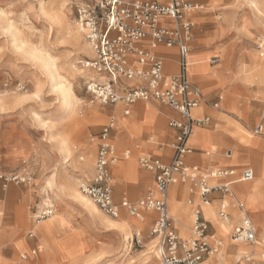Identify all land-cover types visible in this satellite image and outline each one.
Wrapping results in <instances>:
<instances>
[{"label": "rangeland", "instance_id": "rangeland-1", "mask_svg": "<svg viewBox=\"0 0 264 264\" xmlns=\"http://www.w3.org/2000/svg\"><path fill=\"white\" fill-rule=\"evenodd\" d=\"M89 1L0 0V138L3 137L8 141L11 147L9 150L20 151L19 155L3 160V163L8 165L0 168V172L6 176L15 173L23 176L28 174L32 178L30 183L12 181L7 187L3 186L4 180L1 179L2 188H7L6 193L11 203L9 209L0 205V220L2 217L4 220L12 219L14 205L21 200H26L27 216L22 210L18 221L23 226L30 220L32 225L24 231L17 230L16 234L12 235L9 230L6 231L7 223L4 222L0 229V248L2 249L0 264H17L20 260L19 254L29 252L30 247L34 245H38V255L33 256L34 258L32 257L28 264H71L77 259H81L85 264H107L110 260H113L115 264H144L143 257L149 246L157 244V248L160 247L159 239L152 234L154 223L150 222L140 228L135 227L129 248L122 249L123 232L120 225L130 218H142L132 217L124 210L120 218H114L102 211L106 217L120 223L111 226L104 221L92 219L73 196L75 185L81 191V184L90 182L94 178V175L87 177L81 167L84 164L94 166L96 147L91 155L87 156L83 151L84 145L87 140H94L97 144L101 126L110 121L103 109L99 107L98 101L92 102L94 98L87 90L90 76L95 75L86 67V63L94 57L93 48L90 45V50L82 51L65 30L64 18L69 20L75 29L76 7ZM196 2L197 7L189 14L192 15L194 22L191 51L193 48L196 49L199 43L211 44L216 41V52L210 55V58L218 55L217 52L220 49L219 56L222 58V63L211 69L213 76L217 78L219 77L217 70L232 62L234 40L243 41L241 46L250 43L254 48H258V44L264 41V0H196ZM249 31L255 34L251 36V41L248 38ZM78 33L82 41L88 44L85 35L79 31ZM213 34L214 39H212ZM34 49H39L45 58L55 63L57 75L71 82L74 95L80 99L71 109L67 110L62 106L60 85L54 77L48 76L43 60L32 53ZM210 58L196 59L191 55V61L196 64L192 65L190 70L195 73L201 63L205 62L208 65ZM255 62L256 65L261 66L259 74L264 72V60L259 52L255 53ZM241 77L244 82H252L249 76ZM258 80L263 87L264 83L261 82L260 75ZM242 131L244 135L250 137L248 139L250 141L252 134L244 129ZM63 141H66L67 148L70 149V156L67 159L63 158L61 146ZM115 142L117 144V141ZM41 151H45V158L42 157ZM80 156L84 157L83 161L80 160ZM237 156L234 150L235 159ZM136 157L134 153L131 159ZM76 161L83 164L79 165ZM120 164L121 162L118 161L114 166ZM114 173H117L116 169ZM115 174L113 177L117 201L121 200L125 193L133 200L142 197V195H133L129 188H122L116 184ZM256 178L257 170L252 181L240 183L234 187L235 197L244 204V210L251 218L252 212H257L259 205L264 210V198L262 200L255 198L249 204L243 199L244 191L241 188L244 184L255 183ZM178 185L179 183H177L176 194H178ZM175 193L169 196L170 215L174 217L173 220L179 219V212L182 211L179 207L185 205L191 209L192 219L189 222V217L182 224L183 226H180V235L184 239H190L196 216L195 207H190L191 196L188 190L184 202L180 205ZM46 199L56 206V214L43 222L36 223L33 213L38 206L44 204L43 201ZM198 200V198L195 199L196 205L199 203ZM219 204L220 202H217V205L212 204L217 215L216 219H212L207 214L204 204L202 208L204 215L213 225H210L209 231L211 232V227H214L218 236L220 235L224 244L227 245L229 233L228 238L225 239L218 227L223 223L218 215ZM177 205L178 209L174 213L171 208ZM151 214L153 213H145L143 217ZM236 221L227 225L230 231ZM252 221L259 234H263L264 227L257 224L253 218ZM57 223L67 224L69 230L71 232L73 230L72 240L66 234L62 235L61 231H56L49 241L44 232L35 231L49 224L55 227ZM30 231L37 235L36 239H29ZM137 235L139 241L136 239ZM20 239L24 240V245H21L23 240ZM15 242L19 249L13 255L11 245ZM227 249L228 252H233L227 264H235L238 258L234 254L238 247L232 244ZM27 254L29 256V253ZM2 255L9 259L3 258ZM263 256L264 248L260 247L256 251V257L249 258L252 261L254 259L256 264H264ZM241 262L239 264H242Z\"/></svg>", "mask_w": 264, "mask_h": 264}, {"label": "built area", "instance_id": "built-area-1", "mask_svg": "<svg viewBox=\"0 0 264 264\" xmlns=\"http://www.w3.org/2000/svg\"><path fill=\"white\" fill-rule=\"evenodd\" d=\"M196 7L194 0H90L76 7V23L94 52V57L86 63V67L95 73V77L87 82V90L94 98L92 102H120L129 106L137 101L155 99L174 108L182 117L181 120L171 121L178 132L169 161H163L152 154L138 158L143 168L155 174V184L145 196L135 201L126 198L121 202L114 200L110 169L119 155L110 137L115 124L113 120L104 124L99 133L100 144L94 178L80 186L81 192L111 217L118 218L122 209L138 218H142L146 212L156 213L152 234L159 239L162 264H206L224 246L220 235L209 231V224L202 217L200 208L195 210L196 218L190 239L180 238L172 229L173 218L169 211L168 194L171 186L176 183H190V190H197L203 203H210L211 195L220 193L222 196L218 215L225 222L231 221V207L242 212L240 221L233 225L230 233L235 244L254 245L259 239L256 225L244 210V204L235 198L232 189L235 182L251 180L253 170H201L187 161L192 152L189 139L195 127L209 123V117L197 118L192 114L203 98L200 86L188 77V57L194 24L187 18V14ZM163 20L173 21V26L163 25ZM145 40L149 41L147 47H139L138 44ZM262 43L258 44V49L264 56ZM160 46L178 49V71L171 78H166L163 58L154 52ZM132 54L136 55L133 61L130 59ZM217 62V58L212 59V63ZM121 78L138 80L139 83L121 92L116 87L117 80ZM213 105L218 107V103ZM124 113L129 114V109H125ZM263 132L262 124L252 130L253 135ZM124 156L129 157L130 152L126 151ZM220 178L226 181L215 184L210 182ZM0 179L4 180V187L12 181L30 183L32 180L28 174L6 176L1 172ZM55 210L54 204L38 206L33 213L35 222L48 219L54 215ZM29 236L34 237V232L31 231ZM136 239L139 241L138 235ZM260 241L264 244V237ZM33 251L37 252L36 249ZM244 255V258L251 259L249 257L252 255ZM27 258L28 255L22 253L17 264H22ZM240 262L241 258H238L235 264Z\"/></svg>", "mask_w": 264, "mask_h": 264}, {"label": "crops", "instance_id": "crops-1", "mask_svg": "<svg viewBox=\"0 0 264 264\" xmlns=\"http://www.w3.org/2000/svg\"><path fill=\"white\" fill-rule=\"evenodd\" d=\"M190 12L187 14V18L193 22L192 15H189ZM161 23L166 26H173V21L171 20H163ZM193 30L194 26L192 29V39ZM253 35L255 36L253 32H248V38L250 41L252 39L251 36ZM192 39L190 41V53L188 57V77L192 82L198 84L203 92V98L199 105L193 109L192 114L197 118L209 117V123L195 127V131L189 139V146L192 149V152L187 157V161L189 164L195 165L201 170L223 168H235L238 170L244 168L252 169L254 172L253 178L251 180L238 181L233 183V191L234 187L237 184L252 181L256 176L257 170V178L255 183L248 185L244 184L242 185V188H240L244 191L243 199L246 202L249 200L252 201L255 198H259L260 200H262L264 198V132L260 135L252 134L253 128H255L258 124H262L264 126V86L262 87L260 82H258V76L261 66L256 65L255 62V53L258 54L260 50L258 48H254L252 45H250V43L247 44L244 42L246 45L241 46V43H243V41L238 42L234 40L233 44L235 43V48L232 49V53L234 54L232 62L228 63V65L226 64L225 66H221L217 70L219 77L216 78L213 76L211 69L222 63V58L219 56L220 49L217 52L218 55L212 56V58H210V55L216 52V41H213L211 44L199 43L198 47L196 49L193 48L191 51ZM212 39H214V34ZM148 42V40H145L143 42H140L138 46L141 48H145L147 47ZM154 52L156 55L163 58L165 62V73L167 74L166 78H171V76L177 73V47L168 48L165 46H160ZM191 55L196 59L205 57L210 58L208 65L205 62L201 63L198 70L193 73L192 70H190ZM214 58L218 59L217 63H212V59ZM130 59L132 61L135 60L136 55L132 54L130 56ZM245 75L249 76L250 79H252V82H242L241 76ZM137 83H139L138 80H126L124 78H121L117 80L116 87L119 91L123 92L132 88ZM165 83H167V81ZM255 85L256 88L254 89ZM214 103H218V107H215L213 105ZM98 104L99 107L103 109V112L109 117V120H113L115 122L110 137L112 139L114 148L119 155V158L115 163L111 165L110 170L112 177L113 174H115L114 169H116V184H118L122 188H129L130 192L133 195H142L143 197V195L145 196L148 191L154 186L155 174L154 172L143 168L140 165L138 158L145 154H152L154 157L159 158L163 161H169L173 154V144L178 132V129L171 125V121L181 120L182 117L177 110L155 99L149 101H137L129 106H126L125 104L120 102H118V104H103L98 102ZM125 109H129V114L124 113ZM153 110L155 111V113ZM242 129L252 134V138L250 141H248L250 137L244 135L245 133H243ZM115 141H117L118 143L116 144ZM99 144L100 138L98 135L97 144H95L94 140H87L83 148V151L88 156L89 154L91 155L96 147L95 164ZM9 148L11 147L8 141L3 137L2 139L0 138V168H5L8 165L3 163V160L11 159L12 157L19 155L20 153V151L18 150H9ZM234 150L238 155L236 159L234 157ZM126 151L130 152L129 157L124 156V153ZM41 152L42 157L45 158V151ZM134 153L137 155V157L136 159H131ZM79 158L81 161L84 160L83 156H80ZM118 161H120L121 164L114 166ZM77 163H79V165L83 164L80 162ZM95 164L94 166L91 164L89 167L82 166L84 167V173L87 177H92L95 174ZM87 169H89V172L87 171ZM224 181L226 180L223 178L210 180L212 184L222 183ZM190 188V183H179L178 194L175 193L178 200L177 202L179 204L184 202V197L188 190L191 196L189 201L192 200V202H189L190 207H195L194 210H196V208H200L202 211V217L208 222L209 227L210 225L213 226L212 223L204 215L202 204H200L201 202L199 193L197 192V190L192 192ZM6 190L7 188H2V181L0 179V205L3 208L9 209L11 200L9 198V195L6 193ZM113 194L114 200L116 202H121L124 198L135 201L126 193L121 198V200L117 201L115 198V187ZM170 194L171 193L169 190L168 206ZM221 196L222 195L220 193L212 194V201L210 202V204L217 205V202L221 201ZM197 198L199 199V203L196 205L195 199ZM26 202V200H21L18 202V204L14 205V217L12 219L7 218L4 220V217L1 218L0 229L2 228L4 222H6V231L9 230V233L14 235L16 234L15 232L17 230L24 231L32 225L29 218V221L23 226L18 221V217L22 210L24 212L23 214L27 216ZM179 209L182 210L181 212H179V219L181 222L185 223L187 219L193 214V212L191 214V209L186 207L185 205L184 207H179ZM123 210L126 211L125 209H122L121 213ZM256 213H258L259 217L264 220V210L261 208V205L258 206V211ZM146 216L142 217V219L140 220L144 221ZM176 216L178 217V215ZM120 217L121 214L118 218ZM232 218L233 216L231 214V221ZM240 218L241 216L239 215L238 220L233 225L238 223L240 221ZM150 219L151 224L155 223L157 219L156 213L153 212V214L150 215ZM177 219L173 220L172 229L180 238L184 239L180 235V226L183 225L179 223ZM211 228V232H215L218 234L217 230L214 227ZM33 229L35 230V226H33ZM35 231L44 232L46 234V239H48L49 241H51L52 234L56 231H61L62 235L66 234L67 237L70 238V240H72V236L74 235L73 230L71 232L67 224L60 225L59 223H57L55 227L49 224L48 226L41 227L38 229V231ZM70 232L71 234H69ZM29 233V239L37 238V235L35 233L34 237H30ZM67 241H69V239ZM17 242L11 245L13 255L14 253L16 254V251L19 249ZM24 244L25 242L23 240V242H21V245ZM34 249L38 250V245L30 247L29 252H24L25 254L29 253V256L27 260H25L22 264H28L31 259L34 258L33 256L38 255V252L35 253L33 251ZM1 250L2 249L0 248V251ZM22 253L19 254L20 260ZM2 257L5 259H9V257L6 258L3 255Z\"/></svg>", "mask_w": 264, "mask_h": 264}, {"label": "bare ground", "instance_id": "bare-ground-1", "mask_svg": "<svg viewBox=\"0 0 264 264\" xmlns=\"http://www.w3.org/2000/svg\"><path fill=\"white\" fill-rule=\"evenodd\" d=\"M64 21H65V30L67 31L69 37H71L75 42L76 44H78V46L81 47L82 51H88L90 50V44H86L82 41L81 39V36L80 34L78 33L81 32L80 28L78 27L77 23H75L77 26V29L75 27H73V24L67 20L66 18H64ZM74 24V25H75ZM82 33V32H81ZM64 34V33H63ZM85 38V37H84ZM263 47H264V41H263ZM20 47V46H19ZM35 57L43 60V64H44V67L48 73V76L51 77V78H55L57 81H58V84L60 85V99H61V104L62 106L69 110L71 109L76 103L78 100H80L78 97H76L74 95V92H73V89H72V84L71 82L67 81L66 79H64V77L60 76V75H57L56 71H55V63L54 62H51V60L45 58L42 53L40 52L39 49H34L33 52H32ZM260 53V57H264L261 55V51H259ZM230 54V52H229ZM196 62H192L191 61V64H190V67L192 65H195ZM39 65V64H38ZM41 67V66H40ZM171 67V66H170ZM90 71V70H89ZM92 72V71H91ZM88 75V74H87ZM90 75V74H89ZM260 77H261V82L264 83V72L262 71L261 74H259ZM91 78H94L95 75H91L90 76ZM131 82V81H130ZM244 82V81H242ZM118 104V103H117ZM150 108V107H149ZM145 111V110H144ZM154 111V110H153ZM137 113V112H136ZM149 113V112H148ZM151 113V112H150ZM155 113V111H154ZM153 113V114H154ZM157 114V113H156ZM154 116V115H153ZM95 117H98V116H95ZM126 128V127H125ZM116 143V142H115ZM118 143V142H117ZM120 145V144H119ZM61 146H62V152H63V158L67 159L68 156H70V149L67 148V143L66 141H63L61 143ZM122 150V149H121ZM82 166H87L89 167L90 165L89 164H84ZM127 166V165H126ZM84 167H81L82 169V172H84ZM89 169H87L88 171ZM89 172V171H88ZM91 173V172H90ZM176 188H177V183L176 184H173L170 188V193H175L176 192ZM184 192V191H183ZM184 194V193H183ZM187 194V193H186ZM73 196L75 197V199L79 202L80 206L86 210L90 217L94 220H99V221H104L106 223H109L111 224V226H115L116 224H120L119 221H116V220H113V219H110L108 217H106L104 214H102V210L89 198L87 197L84 193H82L78 187L75 185V188L73 190ZM236 198V197H235ZM173 199V198H172ZM237 199V198H236ZM175 200V199H174ZM171 201V200H170ZM44 204H53V203H49L48 200L46 199L45 201H43ZM182 202V201H181ZM200 202H201V199H200ZM249 204L252 203L251 200L247 201ZM172 203V202H170ZM42 204V205H44ZM201 204H204V208L206 209V212L207 214L212 218V219H216L217 218V215L214 211V207L212 204L210 203H203L201 202ZM180 205V204H179ZM171 207V206H170ZM184 207V206H183ZM172 211L175 213L178 209V205L174 208L172 207L171 208ZM230 212L233 216L232 218V221L230 222H225L222 220V222L224 223H221L218 227L220 229V233L221 235L226 239L228 238V233H230V228L227 226V225H231V223L234 221V220H238V217L239 215L241 216V211L237 208H234V207H231L230 209ZM150 213H153V212H150ZM56 213H54L55 215ZM196 215V213H195ZM252 218L255 220V222L261 226L264 227V220L261 219L258 215V213L256 212H252L251 214ZM192 215L190 216V219H189V222L190 220L192 219ZM174 218V217H173ZM196 218V216H195ZM177 219V218H175ZM177 221L181 224H183V222L180 221V219H177ZM43 222V221H42ZM151 222V219H150V216L146 217L144 221H141L140 219H135V218H130L126 223H123L122 225H120V228H121V231L123 232L122 236H123V246H122V249H128L129 248V243H130V239L133 237V229L135 227H142L143 225L145 224H148ZM232 230V229H231ZM264 232V231H263ZM257 233H258V237L259 239L261 240V237H264V233L263 234H259L258 230H257ZM140 234V233H139ZM185 235H188L187 232H184ZM230 236V235H229ZM258 239V243L254 244V245H246V244H235L232 239H231V236L230 238L228 239V244L225 245L224 242V246L222 248V250L219 251V253H217L216 255L212 256L208 261H206V264H211V260H212V264H227L229 263V258L230 256H233V252L230 253L228 252V247L230 245H235L236 247H238L236 253L234 254L237 258H241L242 260V264H255V261L253 259V261L251 259H247V258H244V254L247 253L246 256H249L248 254L252 255V257L256 256V251L258 248H264V244ZM157 241V240H156ZM106 244H109V242H106ZM160 245V244H159ZM149 246V245H148ZM157 244H152L151 246H149L148 248V251L145 253L144 257H143V261H144V264H162V261L160 260V247L157 248ZM263 259H264V256H263ZM98 262V261H97ZM96 263V262H95ZM71 264H85L81 261V259H77V260H74L71 262ZM89 264V263H87ZM107 264H115L113 262V260H110L109 263Z\"/></svg>", "mask_w": 264, "mask_h": 264}]
</instances>
